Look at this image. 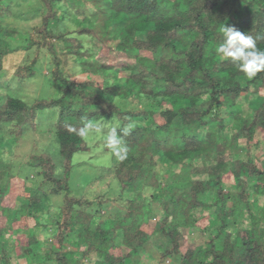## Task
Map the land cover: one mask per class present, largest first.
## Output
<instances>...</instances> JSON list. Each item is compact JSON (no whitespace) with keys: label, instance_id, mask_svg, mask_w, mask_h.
<instances>
[{"label":"trees","instance_id":"16d2710c","mask_svg":"<svg viewBox=\"0 0 264 264\" xmlns=\"http://www.w3.org/2000/svg\"><path fill=\"white\" fill-rule=\"evenodd\" d=\"M41 1L39 39L0 23V75L4 56L13 54L18 63L33 53L19 76L35 75L43 48L57 95L28 104L5 92L0 125L11 123L20 137L39 111H55L63 174L54 175L47 154L28 165L42 177L40 188L64 191L63 203L56 215L33 217L41 237L31 228L26 242L20 235L12 241L5 235L27 226L43 196L25 198L14 177L2 180L0 264H134L141 248L160 263L264 264V162L255 156L264 157V101L244 114L238 102L242 94L264 97V71L248 79L215 52L224 24L264 51V0H89L86 12L63 5L68 0ZM57 7L64 23L51 27ZM79 15L82 26L62 32ZM73 68L85 78L71 76ZM116 97L142 108L126 109ZM89 120L90 133L104 142L117 124H132L123 137L127 155L112 167L121 189L133 193L121 218L94 217L85 211L89 202L69 192L72 157L93 149V135L80 134ZM1 158L0 175L10 169ZM162 175L171 183L162 184ZM193 230L196 244L182 245ZM69 241L78 243L76 250L65 249Z\"/></svg>","mask_w":264,"mask_h":264},{"label":"rangeland","instance_id":"374dc122","mask_svg":"<svg viewBox=\"0 0 264 264\" xmlns=\"http://www.w3.org/2000/svg\"><path fill=\"white\" fill-rule=\"evenodd\" d=\"M79 4L82 5L78 6ZM63 5H70L73 6L72 8L74 10L78 9L86 12L89 0H68V2L63 3ZM252 8L254 9L255 7ZM57 9L55 13L57 17L49 20V26L51 27H61L64 23L59 19L62 12L59 7H57ZM43 13L44 9L41 0H3L0 6V23L13 27L15 30L19 31L21 37L32 35L34 39H39L40 35L43 34V32H41V28L44 24ZM74 19L77 20L74 21ZM74 19L72 24L67 23L64 25L62 32L69 31L74 33L75 30H78L82 26V15ZM81 36L85 37V35ZM110 45H112V43ZM35 48L34 46V50ZM41 50L42 51L39 53L40 56H38L40 60H38L34 67L35 75L31 77L26 74L19 76V74L25 70L28 65H31L35 53L29 55L22 61L20 60L18 63L14 61L13 54H8L3 57L2 63L4 69L0 75V101L3 100L5 92L6 94L15 95L23 99L28 104H33V102L39 98L50 99L57 95V92L52 88L54 85L51 84L49 78V73L52 68L51 60L47 53L43 51L44 49L42 48ZM42 59L44 62L41 61ZM71 76H74L77 80H83L85 78V76L79 75L74 68L71 70ZM116 101L122 102L123 99L121 97H116ZM263 101L264 97L262 95L245 96L242 94L241 101L238 102L242 103L240 107L242 114H244L247 109H254L260 106ZM135 102L133 98H130L128 101H123L120 105L126 109H132V107H137L139 105ZM138 107L142 108L141 105ZM54 114L55 111L51 109L39 111L36 119L32 122L34 125L24 126L20 131V137H16L13 132H11V123H2L0 125V155H3L1 159L6 160L5 164L10 166L9 170L4 171L0 175V183L2 180L14 177L17 182V192L22 194L25 198H30V195L33 194L39 196L41 193L43 196L42 201L39 202L40 206L35 209L33 215L26 216L27 226L21 228L16 234L5 235L7 239H12V241L15 238L14 236L20 235L26 242L25 239L31 228L36 230L38 237H41L40 227L35 225L33 217L41 213L56 215L58 206L63 203L64 191L55 195L48 189L45 190L47 185H42L43 189L40 188L42 177L28 165V162L32 161V156L47 154L53 160L54 175L58 177L62 176L64 168L63 157L59 152V141L55 134ZM219 115L228 117L225 109H221ZM176 124L180 125L179 119H176ZM201 133L202 129L199 130V134ZM90 134L93 135V133H90V130H87L86 136L90 137ZM101 136V134L98 135L94 132V135L90 137V144L93 149L87 152H78L72 157L73 168L69 180L71 188L69 192L74 196L81 197L85 201H88L89 204L85 207V211L89 212L94 217L101 218L102 220L108 218H121L126 210L127 200L133 193L130 190H122L120 183L114 178V170L112 167L118 162L119 158L114 154V150L108 147L105 149L106 143L101 140ZM242 153H244V150L241 154ZM255 156L264 162L262 152L255 153ZM159 180L162 184L171 183L167 175H162ZM42 190L43 192L45 191L44 194ZM201 198L203 197L201 196ZM21 202L22 200H16L14 207L19 208ZM118 206L121 209L116 211L114 207ZM27 211H29V207ZM261 223L264 225L263 220ZM195 236H197V231H189L186 236L187 241H181V244H187L188 246L195 245ZM64 246L65 249L76 250L78 243L76 241H69L68 243L66 242ZM45 248L46 247H44L43 250ZM81 248L83 249L84 247ZM154 257L155 256L151 252H147V250L141 248L139 259L137 262H134V264H172L169 259H165L160 263ZM46 264L51 263L48 262ZM86 264H89V261Z\"/></svg>","mask_w":264,"mask_h":264},{"label":"clouds","instance_id":"9594fccd","mask_svg":"<svg viewBox=\"0 0 264 264\" xmlns=\"http://www.w3.org/2000/svg\"><path fill=\"white\" fill-rule=\"evenodd\" d=\"M222 41L215 46V52L223 60L231 62L236 68L244 73L248 79L254 78L259 72L264 71V51L257 47V41L245 32L234 26H226L220 29ZM94 127L92 121H87L80 134L83 135L87 130ZM119 129V133L117 131ZM70 130L71 129L70 127ZM132 124L129 123L122 128L119 124L109 131L106 146L114 150V154L123 159L126 157L128 148L123 141V137L130 134Z\"/></svg>","mask_w":264,"mask_h":264}]
</instances>
